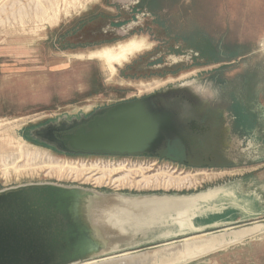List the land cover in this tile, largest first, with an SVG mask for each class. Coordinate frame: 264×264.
Returning a JSON list of instances; mask_svg holds the SVG:
<instances>
[{"label":"rangeland","instance_id":"rangeland-1","mask_svg":"<svg viewBox=\"0 0 264 264\" xmlns=\"http://www.w3.org/2000/svg\"><path fill=\"white\" fill-rule=\"evenodd\" d=\"M259 4V0H0V190L45 181L185 195L218 188L222 195L203 203L201 213H222L229 192L228 202L237 207L227 212L234 223L176 240L170 237L178 226L165 222L164 239L157 234L153 243L110 255L107 261L264 264V57L237 48L241 41H236L235 32L237 25L252 28L259 19ZM130 40L146 45L116 65L114 72L91 56ZM188 53L191 58L169 64L170 57ZM237 55L241 58L235 63L225 64ZM253 64H261L262 72H250ZM184 83L193 93L210 95L232 116L242 114L243 130L234 135L236 165L187 168L150 156L72 155L30 135L34 125L80 118L104 105ZM181 197L168 206L151 204L160 202L156 197L132 199L129 216L157 211L165 216L174 211L173 202H179L182 212L200 201L197 196ZM176 244L180 249L172 251Z\"/></svg>","mask_w":264,"mask_h":264},{"label":"water","instance_id":"water-1","mask_svg":"<svg viewBox=\"0 0 264 264\" xmlns=\"http://www.w3.org/2000/svg\"><path fill=\"white\" fill-rule=\"evenodd\" d=\"M174 91L190 90L185 83L169 85L149 95L97 109L88 117L46 123L36 128L37 135L45 138L44 142L48 145L65 153L83 151L153 155L169 140L183 139L176 113L153 104L154 98ZM233 141L236 144L235 138ZM232 158L235 163L238 162L234 151ZM205 192L189 195L159 191L127 192L47 181L1 189L0 264H82L149 245L157 234L164 239L165 222L178 226L179 230L170 237L176 240L234 223L227 212L237 207L228 202V193L224 196L227 202L222 206V213L206 216L201 213L202 204L215 200L222 191L208 199L196 201L198 209L192 216L193 228H182L171 219L175 216L174 211L164 214V217L160 213L161 216H157L159 220L153 223L146 222L151 219L150 215L142 212L137 221L123 224L118 232L102 234L95 223L88 219L92 198L196 197ZM238 201L242 202L240 199ZM184 230L188 231L181 233ZM179 247L181 244H176L171 250H179Z\"/></svg>","mask_w":264,"mask_h":264},{"label":"flooded vegetation","instance_id":"flooded-vegetation-1","mask_svg":"<svg viewBox=\"0 0 264 264\" xmlns=\"http://www.w3.org/2000/svg\"><path fill=\"white\" fill-rule=\"evenodd\" d=\"M133 99L135 98L125 100ZM112 104L104 105L98 109L105 108ZM153 104L155 106H163L171 109L176 113L184 134L183 139L175 138L169 140L165 145L158 148L153 155H144L142 153L117 154L83 151L66 153L72 155H104L113 157L150 156L162 160L166 159L187 168H222L236 165L232 158L235 143L233 139L236 132L239 133L237 134L239 136L243 130L242 114L232 116L228 108L214 101L210 95H199L191 91H174L165 96H158L153 99ZM95 111L85 116L88 117ZM41 125L44 124L30 127L32 129L30 135L37 141L45 140V138L37 135L36 128ZM70 131H73V129ZM115 191L124 190L116 189Z\"/></svg>","mask_w":264,"mask_h":264},{"label":"bare ground","instance_id":"bare-ground-1","mask_svg":"<svg viewBox=\"0 0 264 264\" xmlns=\"http://www.w3.org/2000/svg\"><path fill=\"white\" fill-rule=\"evenodd\" d=\"M145 45L146 44H144V41H142V40H130V41H127V42H124V43H120L118 46H106V47H103L100 50L93 51L91 53V56L92 57H97V58L101 59L102 61H104V63L106 64L107 68L111 72H114L115 69H116V65L122 64L124 61L129 59L131 55H133L134 53L139 52L142 48H144ZM191 57H192L191 53H188L187 56H184V57H181V58L180 57H176V56L170 57L169 58V64H176V63L182 62V61H184L186 59H189ZM30 151H31V149H30ZM49 165H50V163H49ZM69 166H72V165H69ZM87 166H89V165H87ZM219 191H220V189H218V188L211 189V190H209V191H207L205 193L199 194L197 196V198L199 200H205V199H208L207 196H209V195L215 196V194H217ZM173 198L174 197H172V199ZM180 198H182V197H180ZM218 199H220V198H218ZM171 200L168 199V198H163V199L160 198V199L157 200V201H160V202L153 201L154 203H151V204L168 206L169 204H171L170 203ZM90 201H91L90 202L91 207H90V209L88 211V213H89L88 214V219L92 220V222L95 223L96 227L98 228L99 232H101V234L102 233H110V232H118L120 230V227H122L123 224L129 223L131 221H137V219H139V218H137V216L136 217L129 216L130 212H129L128 208H129L130 205H132L135 202L132 199H124V198H120V197H109V198L105 197V198H92ZM175 201H177V200H175ZM172 205H173V210L176 211L177 213H175V216L174 217L172 216L171 219H173L176 223H178L180 225V227H182V228H185V227L193 228L192 216L195 215V213H196L195 211H196V209H198L196 207L197 205H194L193 207H189L188 209L186 208L182 212H181V210L179 211V206H178L179 202L178 203L177 202H175V203L173 202ZM157 212H155L153 215L150 216L151 219H147L145 221L148 222V223H153L154 221H156L158 219L157 216H159L157 214ZM162 217H164V216H162ZM244 230H246V229H243L242 231H244ZM232 234H235V233L232 232ZM237 234L238 233H236V235ZM202 235L203 234H201V236ZM240 235H241V233H240ZM188 238H190V237H188ZM109 259H112V258L107 256V257H104V258L100 259L101 263H96V261L99 260V259H97V260H91V261H88V262H85V263H82V264H95V263L96 264H116V263L108 262L107 260H109ZM102 260H104V261H102Z\"/></svg>","mask_w":264,"mask_h":264},{"label":"crops","instance_id":"crops-1","mask_svg":"<svg viewBox=\"0 0 264 264\" xmlns=\"http://www.w3.org/2000/svg\"><path fill=\"white\" fill-rule=\"evenodd\" d=\"M259 1L260 4L258 5V10L260 12L257 15L259 19L252 24V28L250 29L249 24H244L243 27L238 25L236 26L237 29L235 32L238 37V40L236 41H241V43H237L236 47L250 49L253 53L259 54L260 57H264V0ZM245 26L248 27L245 28ZM239 58H241V56L237 55L236 57H232L231 60H229L230 62H225L224 60L222 61H224L225 64L230 65L235 63ZM222 61L219 63H222ZM260 65L261 64L251 65L252 70L250 72L261 73L262 70Z\"/></svg>","mask_w":264,"mask_h":264},{"label":"trees","instance_id":"trees-1","mask_svg":"<svg viewBox=\"0 0 264 264\" xmlns=\"http://www.w3.org/2000/svg\"><path fill=\"white\" fill-rule=\"evenodd\" d=\"M142 4H145L144 2ZM149 8L151 9L152 7L149 5Z\"/></svg>","mask_w":264,"mask_h":264}]
</instances>
